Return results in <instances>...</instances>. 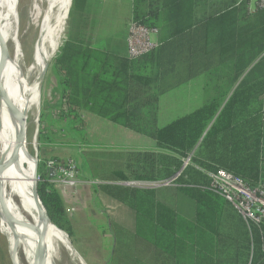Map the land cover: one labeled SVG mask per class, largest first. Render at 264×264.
I'll use <instances>...</instances> for the list:
<instances>
[{
    "label": "trees",
    "instance_id": "1",
    "mask_svg": "<svg viewBox=\"0 0 264 264\" xmlns=\"http://www.w3.org/2000/svg\"><path fill=\"white\" fill-rule=\"evenodd\" d=\"M218 1L222 3L134 0L133 20L145 27L159 29L165 25L168 29L176 25L169 20L175 10L174 14L187 11L191 19L188 29L171 34L177 41L159 43L137 62L118 63L109 52L81 43L73 28L54 60L51 69L61 90L60 103L52 109L60 104L63 129L70 127L81 136L80 142L86 141L80 113L87 111L158 142V154H129L116 183L167 184L190 160L172 182L173 188L124 187L101 180L96 192L127 205L135 220L132 234L114 235L119 244L108 264H225L224 257L231 263L237 258L220 252L226 246L222 231L237 230V216L212 190L208 174L224 170L249 187L259 184L264 128V8L259 6L251 14L248 2ZM80 4L81 0H75L76 6ZM208 4L210 11L198 18ZM172 49L179 50L175 59H171ZM187 53L196 58L209 56L208 62L199 66L196 62L194 70L210 71L207 85L213 95L201 109L160 128L159 96L186 82L187 77L177 76L180 74L174 69L176 64L181 66L176 60ZM41 140H51L45 129ZM50 161L61 165L70 162L41 158L39 195L51 222L72 237V221L59 188L52 183ZM252 230L255 253L251 264H264V224L254 225ZM229 244L235 246V241Z\"/></svg>",
    "mask_w": 264,
    "mask_h": 264
},
{
    "label": "crops",
    "instance_id": "2",
    "mask_svg": "<svg viewBox=\"0 0 264 264\" xmlns=\"http://www.w3.org/2000/svg\"><path fill=\"white\" fill-rule=\"evenodd\" d=\"M222 1L224 2L226 0ZM216 2L218 4L222 3L218 0H216ZM247 6L249 12L251 14H254L259 9V2L258 0H251L248 2ZM210 9L211 4H208L207 7L205 6V10L202 9L203 12L198 15V18L202 16V13H208ZM175 11L171 12L169 20L177 22L176 25H169L170 28L168 29H166L165 25H162V27L158 29L159 34L157 36V41L159 43H163L165 45L172 44L173 42L178 40L171 37V34L173 32H177L181 28H189V25L187 24L190 23L191 19L188 17L187 11L185 13H180V11L177 10L179 13L174 14ZM132 19V2L123 0H81V4L76 6L74 1L71 16L69 19V25L66 30L65 39H67V37L69 36L68 34L70 29L73 28L76 38L80 39L81 43L85 45L88 44L93 48H99L109 52L120 64H126L128 62L134 63L141 60L142 58L132 61L128 57V23ZM178 52L179 50L172 49L171 59H175L174 55H176ZM209 60V56H200L199 58H196L190 53H187L183 58H179L176 60L181 66H177L176 64L174 72H179L180 75H176L180 77H187V80L176 88L159 96L158 119L160 128H164L170 125L172 122L201 109L204 106L205 102L210 99V95H213V92L207 85L208 79L210 78V71H208V73L204 70H194L196 67V62L199 66V64L201 65L203 62H208ZM199 79L201 80L202 85H198V88H200L204 94L201 105L191 112H187V110H185V114L183 115H172L173 112H177L182 109H188V106L192 103V98H187L184 101H178V90L186 86L188 91L192 93L194 90V83ZM234 90L235 89L232 90L231 95L234 93ZM228 99L221 106L220 111H222V109L225 107ZM162 115L170 117V119L168 120L170 122H167L165 126H161L162 121L160 119L162 118ZM80 117L85 123L86 141H81L78 144H70V142H73L72 140H63L60 134H54L52 130L48 131V129L45 128V132L48 134V136H50L51 139L49 142L45 141L43 146V149H47L49 151L46 152L47 155L49 154L48 156H46V159L50 160L51 158H57L66 162L74 161L79 168V180L81 182V186L77 187V192H75V189L60 187L59 190L63 199H71L72 197L74 198L76 193H78L79 188H83L86 185L92 186L93 184L92 180L87 177L86 171L83 170L79 158H74L72 156V151H74V148L77 146L80 149V154L84 153L85 151L107 149L108 153L111 152L109 153V156H113L111 160H119V158H121L122 171L120 173L125 171L126 158L129 154L138 152H152L158 154L160 152L158 142L152 138L124 128L119 124L113 123L107 119H104L87 111H81ZM65 134V129L61 130V135ZM66 142H68V144H66ZM185 163L176 177L167 184H118L116 183V181L119 180L118 175L120 173L113 174V178H110L108 183H110L111 185L118 184L119 186L124 187L139 186L146 188H155L159 190L164 188H173L174 185L172 182L175 181L181 175L183 170L189 165H185ZM260 168L261 181L264 180V128ZM100 194L104 195L103 192H100ZM218 196L224 199L222 196ZM106 197L109 199V207L115 209L117 212L108 215L110 231L113 233V235L115 233H119L122 237H126L129 234H132L135 230V220L134 215L132 214L129 207L118 202L117 199H114L111 196ZM169 203L172 205L174 204L172 200H170ZM227 203L230 205V208L235 212L237 216V230L226 229L222 231V237L224 239L223 244L226 246H223L220 252H222V254L224 255L235 254L237 255V260L234 258V262L231 263L230 261L227 262L226 258L224 257L223 262L225 264H251L255 253V233L252 230V226L254 225L247 223V221L243 218L239 211L236 210L232 204H230L229 202ZM232 241H235V246L229 244L232 243Z\"/></svg>",
    "mask_w": 264,
    "mask_h": 264
},
{
    "label": "bare ground",
    "instance_id": "3",
    "mask_svg": "<svg viewBox=\"0 0 264 264\" xmlns=\"http://www.w3.org/2000/svg\"><path fill=\"white\" fill-rule=\"evenodd\" d=\"M42 1L48 4V9L43 19L40 37L34 46L32 62L26 66L23 63L18 39L17 0H0V31L13 50L10 61L5 59L0 50V81L3 85L0 101V160L2 161L5 160L4 157L12 148L15 139L17 120L13 106L20 112L23 107H27L30 111L40 106L42 86L39 84V78L47 61L51 60L60 45L61 33L66 24L71 2V0ZM27 153H29L27 143H22L17 161L3 162L1 177L4 203L19 222L14 230L8 225L2 217L0 201L1 228L7 238L9 251L18 264H33L38 239L37 233L33 231V224L39 220L32 193L35 162L27 156ZM14 232L18 234V242L15 240ZM44 233L45 264H60L58 253L61 248L67 251L74 264H84L70 245L67 235L53 223L44 226Z\"/></svg>",
    "mask_w": 264,
    "mask_h": 264
},
{
    "label": "rangeland",
    "instance_id": "4",
    "mask_svg": "<svg viewBox=\"0 0 264 264\" xmlns=\"http://www.w3.org/2000/svg\"><path fill=\"white\" fill-rule=\"evenodd\" d=\"M47 9L48 4L42 0H17L19 15L17 26L18 39L21 46L23 63L26 66H29L32 62L34 46L40 37L41 26L44 21L43 19H45ZM69 19L65 20V31L63 29L64 33H61L62 36L60 37L59 48H61L66 37ZM55 58L52 60L49 71L41 84L42 92L40 106L39 108L37 107V109L33 108L34 111L31 110V113L29 112L30 116H28L27 149L29 153L31 152V158L34 162H36V156H38V161L40 162L41 158L46 159V156L49 155L46 154V152L49 151L43 149L45 141L41 140L42 131L45 128L48 129V131L52 130L54 134H60L63 140H72L73 142H70V144H78L81 140V136L72 131L70 127L65 130V135H61V130H63L65 126V122L59 118L61 106L59 104L55 109H52L58 102L60 103L59 93L61 90L58 86L57 78L54 74L55 72L51 69ZM198 85H202L200 79L195 81L192 93L188 91L186 86L178 90V101L192 98V103L188 106V109L173 112L172 115H183L185 114V110L191 112L201 105L204 94L203 91L198 88ZM42 115H44L43 121ZM169 119V116L162 115L160 119L162 121L161 126H165L167 122L169 123ZM66 144H68V142H66ZM79 151L80 149L78 146L75 147L74 151H72V156L74 158H79L83 170L86 171L87 177L92 180L93 184L92 186L86 185L83 188L81 187L82 189L79 188L74 198H64L67 217L71 219L73 225L72 237L67 233L65 234H67L70 244L81 257L84 264H108L119 244L117 237H114V235L117 236L118 233L113 235L110 231L108 221V215L115 213L116 210L109 207V199L100 193L98 194L96 189L102 185V182H100L101 180H110V178H113V174L122 171L121 158H119V160H111L113 156H109L111 152L108 153L107 149L85 151L82 154H80ZM77 190L78 188L75 189V192H77ZM58 255L60 264H74L64 248L60 249ZM11 257L8 241L2 233L0 221V264H12Z\"/></svg>",
    "mask_w": 264,
    "mask_h": 264
},
{
    "label": "built area",
    "instance_id": "5",
    "mask_svg": "<svg viewBox=\"0 0 264 264\" xmlns=\"http://www.w3.org/2000/svg\"><path fill=\"white\" fill-rule=\"evenodd\" d=\"M134 2V0H123ZM251 0H239L249 2ZM259 6L264 8V0H258ZM158 29H151L139 24L133 19L128 23V57L130 60H138L149 55L158 48ZM189 159L185 165L189 164ZM49 168L52 170V183L58 188L66 187L76 189L80 186L79 172L76 163L70 161L61 165L50 161ZM211 188L227 202L232 204L249 224L260 226L264 224V180H261L256 187H249L243 181L231 173L220 170L216 173H209Z\"/></svg>",
    "mask_w": 264,
    "mask_h": 264
},
{
    "label": "water",
    "instance_id": "6",
    "mask_svg": "<svg viewBox=\"0 0 264 264\" xmlns=\"http://www.w3.org/2000/svg\"><path fill=\"white\" fill-rule=\"evenodd\" d=\"M75 0H71L70 2V8L68 12V18L71 16V11L74 5ZM65 31V29H64ZM64 33V32H63ZM0 50L7 59V61H10L12 57V49L9 47L7 41L5 40V37L0 31ZM60 48L58 47L56 53L52 56L51 60L47 61L45 68L39 78V84L41 85L45 76L47 75L51 62L52 60L57 56L59 53ZM2 83L0 81V101H1V91H2ZM14 112H15V117L17 120V128H16V134H15V139L14 143L12 145V148L6 153L5 155V160L4 161H12L15 162L18 159L20 148L22 143H28L27 137H28V116H29V111L27 107H23L21 112L13 106ZM31 152L27 153V156L31 158ZM4 161L0 160V201H1V207H2V217L4 220L8 223V225L14 230L15 226L19 224L18 220L16 219L15 215L9 210L7 205L4 203L3 200V187H2V182H1V177L3 174V168H4ZM35 177L33 181V188H32V193H33V198L36 203L37 209H38V214H39V220L35 224H33V231L37 233L38 239L37 243L35 246L34 250V255H33V264H45V233H44V226L47 223H52L50 220V217L48 215V212L41 200V197L39 195V179H38V156L35 157ZM56 227V226H55ZM15 233V240L18 242L19 237L17 232ZM65 233V232H64ZM67 235V234H66ZM68 237V236H67ZM70 243V242H69ZM71 245V244H70ZM12 264H18L15 260V257H11Z\"/></svg>",
    "mask_w": 264,
    "mask_h": 264
}]
</instances>
